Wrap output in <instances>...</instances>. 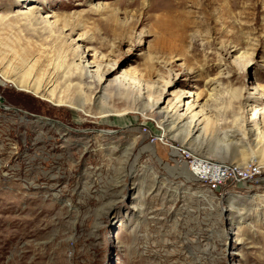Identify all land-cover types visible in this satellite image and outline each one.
I'll return each mask as SVG.
<instances>
[{"label": "rangeland", "instance_id": "1", "mask_svg": "<svg viewBox=\"0 0 264 264\" xmlns=\"http://www.w3.org/2000/svg\"><path fill=\"white\" fill-rule=\"evenodd\" d=\"M0 67L74 102L0 74V264H264V0H0Z\"/></svg>", "mask_w": 264, "mask_h": 264}, {"label": "bare ground", "instance_id": "2", "mask_svg": "<svg viewBox=\"0 0 264 264\" xmlns=\"http://www.w3.org/2000/svg\"><path fill=\"white\" fill-rule=\"evenodd\" d=\"M27 14L29 15L28 16L29 18H30V16L31 17L34 16V12H32V11H30ZM23 56H30V55H27L26 54V55H23ZM79 59H80V61L77 64H75L76 67L79 70H81V73H80L79 76L80 77L81 76H84V74L86 75V73L90 74V72L88 70V64L87 63H83V58H80L79 57ZM27 60H28V57L27 58L22 57V61L23 62H26ZM36 60H35V62H36ZM35 62L32 65H34ZM0 74L3 75L5 81L14 83L20 90H25V91L27 90V91L33 92V93H35L37 95H40V96H42V97L50 100L51 102H54L55 104L56 103H58V104H73L74 103L71 100H68V98L67 99L64 98L63 95L57 96L56 89H57L58 85H56V83H55L56 81H52V79H50V78H49V80H47L46 84H43L42 83L43 80L45 79V78H43L44 76H42V75L41 76L39 75L32 83L28 81L29 80L28 79V76L25 75V74H24L25 76H23L21 79H13L10 76V72L8 70L6 71L5 69H2L1 67H0ZM89 76L91 78H94L95 77L94 75H89ZM102 77L104 78V76H102ZM102 77H101V79L103 80ZM42 78H43V80H42ZM51 86H53V87L51 88ZM187 97H188L187 98V101H185L186 99H184V95L182 93L179 94L177 96V100L175 102L171 103L170 105H168L169 111L167 110L166 112H168V113L173 112V114H178L179 112L177 110L180 109L179 108L180 106H182L183 107L182 109L184 110V112L183 113L181 112L182 114L179 113V116L177 118L178 119H181L182 116L183 117L185 116L184 117V120H185V118L187 116L188 119H187L186 123L189 122V123L192 124V126H194V125L195 126H199L201 120H199V122H198V119H199V116H201V115L198 112H194L195 111L194 108L197 106V99L189 98L190 96H187ZM189 99H191V100H189ZM247 101L249 103V104H247V106H250L251 107L250 109L252 111L251 120L252 119H258V118H259V120H258L257 123L255 122L253 124V128H249V129H245L244 128L245 127V124H242V126L240 127L241 129L239 131L242 132L243 134H245V133H254L255 131H258L257 133H258V135H260L261 126H260V122L259 121H260V115L262 114V108H260V106L262 105V97H260V96L248 97ZM158 103H159V100L153 102L152 105H151V109H153L154 106H156ZM81 108L85 112H89V110H86V107L85 106L81 105ZM176 112H178V113H176ZM167 116L170 117L171 115H167ZM174 116H173V118H174ZM186 123H184V124H186ZM158 137H159L160 140H164L166 138V136H161V135H159ZM186 148H188V147H186ZM189 151H191V149ZM173 152L175 154H180L181 153V155H182V152H180L177 147H174L173 148ZM191 153H192V151H191ZM199 163L200 164H204V162H202V160H200ZM183 171L184 172H187V173H189L191 175H193L195 178H203V179L205 177H209L210 175L215 176V175H221L222 174V172H221V170L219 168H217L214 164H210L209 162H206V166H203V167L200 166L199 167V171H188L185 168V166H183Z\"/></svg>", "mask_w": 264, "mask_h": 264}, {"label": "built area", "instance_id": "3", "mask_svg": "<svg viewBox=\"0 0 264 264\" xmlns=\"http://www.w3.org/2000/svg\"><path fill=\"white\" fill-rule=\"evenodd\" d=\"M155 139H158V137H155ZM183 155L185 156L183 157V160L181 159L177 161V163L184 165L188 171H199V167L206 166V162L214 164L221 170V175H210L209 177H205L204 179L196 178V180H201L203 182H211L212 184H210V186L215 188H217V186L224 185L226 182H232L237 185L242 182V180L248 178L251 173L249 170H246L245 168L234 164L210 162L206 159H202L199 156H195L184 149L182 150V156ZM200 160H202L204 164H200Z\"/></svg>", "mask_w": 264, "mask_h": 264}, {"label": "water", "instance_id": "4", "mask_svg": "<svg viewBox=\"0 0 264 264\" xmlns=\"http://www.w3.org/2000/svg\"><path fill=\"white\" fill-rule=\"evenodd\" d=\"M0 99H2V97H0Z\"/></svg>", "mask_w": 264, "mask_h": 264}, {"label": "crops", "instance_id": "5", "mask_svg": "<svg viewBox=\"0 0 264 264\" xmlns=\"http://www.w3.org/2000/svg\"><path fill=\"white\" fill-rule=\"evenodd\" d=\"M238 131V130H237Z\"/></svg>", "mask_w": 264, "mask_h": 264}]
</instances>
